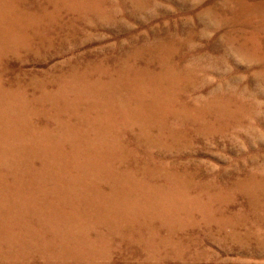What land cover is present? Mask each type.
Instances as JSON below:
<instances>
[{
  "label": "rangeland",
  "instance_id": "rangeland-1",
  "mask_svg": "<svg viewBox=\"0 0 264 264\" xmlns=\"http://www.w3.org/2000/svg\"><path fill=\"white\" fill-rule=\"evenodd\" d=\"M0 264H264V0H0Z\"/></svg>",
  "mask_w": 264,
  "mask_h": 264
}]
</instances>
